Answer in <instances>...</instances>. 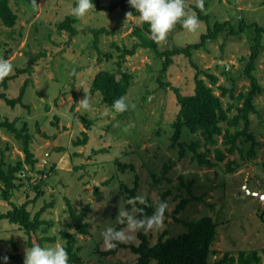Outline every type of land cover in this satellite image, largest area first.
I'll use <instances>...</instances> for the list:
<instances>
[{
    "label": "rangeland",
    "instance_id": "rangeland-1",
    "mask_svg": "<svg viewBox=\"0 0 264 264\" xmlns=\"http://www.w3.org/2000/svg\"><path fill=\"white\" fill-rule=\"evenodd\" d=\"M97 1L100 6L108 7L121 0ZM205 1L204 15L208 16V21L200 20L195 32H189L178 23L159 46L172 49L196 44L209 28L224 25L218 39L194 50L191 60L183 55L173 57V64L162 74L163 61L152 50L139 47L134 55L121 57L118 48L132 50L139 43L134 32L143 25L138 16L127 18L121 7L113 12L99 10L92 0L95 9L77 19L71 15L76 0H36L38 9L32 6L31 0H10L18 20L13 28L0 20V58L12 63L14 70L9 76L19 70L25 72L9 81L7 90L0 87V119L19 118L18 128L28 125L31 149L39 162L32 169L26 163L22 142L6 129H0V162L4 159L6 167L24 163L25 171L17 175L18 188L12 191L10 201L19 206L35 201L29 205L32 217L44 209L41 218L53 224L43 226L38 236L56 239L44 246L56 243L66 246L67 239L62 233L67 232L79 238V254L84 264H136L138 255L130 246L141 244L139 235L138 244H123L126 248L105 256L102 252L113 249L102 248L100 233L106 223L115 222L121 198L126 200L122 185L133 187L138 177L139 194H146L154 205L161 201L163 193L172 192L167 198L169 208L164 229L147 235L151 245L159 241L164 231L172 237L187 231L175 221V216L187 222L209 216L216 224L211 263L221 261L226 254L238 259L241 251L257 250L264 264V36L253 71L262 93L254 100L257 112L250 116L249 130L261 143L256 158L245 160L238 151L228 154L221 136L216 137L218 144L206 146L200 133L184 128L179 143L185 144L187 150L198 143L197 153H206V158L212 162H217L215 148L227 155L223 162L210 168L201 166L194 152L181 160V147L172 140L175 132L172 123L181 109L174 89L183 95L194 94L197 74L221 97L225 109L234 106L228 114L231 118L238 114L236 106L242 107L243 102L237 96L250 91L245 70L255 31L250 28L238 36L230 33L231 27L237 30L242 20L264 27V0ZM185 5L186 10L197 15V0H185ZM66 17L76 19L73 25L78 34L74 37L57 29L58 23ZM99 29L107 33L100 36L96 48L94 41ZM73 70L78 76L70 75ZM104 70L117 73L118 77L123 72L132 75L126 96L130 107L122 114L114 113L99 92H92L94 77ZM205 73L215 76L217 84L211 85ZM27 80L24 105L9 107L1 95L17 98ZM161 81L166 86H162ZM222 87L233 90V97L231 93L222 96ZM85 94L92 99V112L78 108L77 102ZM83 119L92 122L87 131L89 141L76 146L75 141L86 131ZM129 125L132 126L125 131ZM221 125L227 127L226 123ZM239 127L242 129L243 125ZM244 140H240L239 146L243 141L244 146L250 148ZM42 157L44 161H40ZM117 160L128 165L125 171L116 164ZM232 161L241 166L237 169L234 165L236 170L229 173L227 165ZM2 188L0 181V215L12 209V205L1 198ZM39 192L42 193L35 200ZM97 192L102 199L97 197ZM192 193L200 200L188 203L175 214L178 205L190 199ZM68 201L77 213L90 207L84 218L87 235L78 234ZM15 245L16 253L24 259L25 249L30 248L27 235L6 219H0V264H5V257L16 254ZM7 264L13 262L7 261Z\"/></svg>",
    "mask_w": 264,
    "mask_h": 264
},
{
    "label": "trees",
    "instance_id": "trees-1",
    "mask_svg": "<svg viewBox=\"0 0 264 264\" xmlns=\"http://www.w3.org/2000/svg\"><path fill=\"white\" fill-rule=\"evenodd\" d=\"M94 3L99 10L113 12L117 8L121 7L124 12H132L134 16H139V14L130 7L128 0H121L116 3H112L108 7L100 6L99 1L97 0H94ZM206 8L207 3L205 0H203V11H201L198 6L195 7L199 20L208 21V16L204 15ZM0 20L8 28H13L16 25L18 16L11 8L10 0H0ZM74 22H76V19L66 17L64 21L58 23L57 29L60 32H68L71 37H74L78 34L77 29L73 25ZM223 26L224 25L217 24L215 28H209L208 33L202 35L199 43L187 45L185 47L161 49L159 44L154 42L152 39L149 25L143 23L142 27H138L134 32V35L138 38L139 43L136 44L132 50L118 49L122 52V58L134 55L139 47L152 50L157 58L162 59L163 68L161 73L165 74L169 67L173 64V57L183 55L191 60L194 50L205 48L209 41L218 39ZM250 28L254 29L256 34L253 39L254 44L251 47L252 53L245 70V75L250 80V91L248 93H240L237 96L238 100L243 102L242 107L236 106L238 114L232 118L229 117L228 114L234 109V106H230L225 109L221 97L215 94L213 88L209 86L199 74L196 75L194 94L183 95L178 89H174L181 109L176 120L172 123V127L175 129L172 140L174 145L179 144L181 147V160L186 159L189 152H194L197 154L195 159L198 160L201 166L205 165L213 168L217 166V163L223 162L227 157V155L220 148H215L214 151L216 153L217 162H212L206 158V153H197V149L199 147L198 143H193L187 150L185 144L179 143L184 128L192 133H200L205 139L206 146H215L218 144L216 137L221 136L223 138L222 144L227 146L226 151L228 154H233L238 151L245 160H253L256 158L257 149L261 146V143L256 141L255 136L249 132V130L251 126L250 116L257 112V106L255 105L254 100L262 93V87L259 84L257 77L253 74V71L256 69V60L263 47L262 40L264 36V27L257 23H246L242 20L237 30L231 27L230 34L238 36L245 33L246 30ZM104 33H107L105 29H99L96 31V39L94 41L96 48L99 44L100 36ZM99 57L101 60L100 50ZM27 70H30V68ZM24 72L25 70H19V73L7 76L3 82L0 83V87H4L7 90L9 81L17 79L19 75ZM205 76L210 80L211 85L217 84L218 79L215 76L207 73H205ZM28 84L29 80L23 84L17 98L11 99L6 94H2V99L11 108H16L18 105H24L23 100L26 95ZM161 84L162 86H166L162 83V81ZM131 85L132 75L130 73L123 72L118 77L117 73L104 70L99 72L94 77L92 82V92H99L103 96V102L112 108L114 100L120 98L121 96H127ZM233 92V90L222 87V96H226L227 93H231V97H233ZM18 122L19 118L11 121L9 118L5 117L4 119H0V129H6L15 136L16 140L22 142L23 152L26 155V163L29 164L32 169H35L39 159L34 156L31 149V135L29 133L28 125L24 124L22 128H18ZM83 122L85 123L86 131L82 132V138L75 141L74 145L76 146L86 145L89 141L87 131L91 129L92 122L87 121L86 119H83ZM222 123H226L227 127L224 128L221 125ZM240 124L243 125L242 129L239 127ZM231 129H234V132H232ZM242 138H245L244 141L250 144V148L245 147L243 141V145L239 146V142ZM209 150L210 149H208V152H210ZM116 164L122 171H125L128 167V165L120 162L119 160L116 161ZM234 165L237 169L241 166L236 161L229 162L227 165V172H234L236 170ZM24 171L25 166L22 162H19L16 165L9 164L7 167L4 159L0 162V181L4 185V188H2L1 198L3 201L9 202L12 205V209L7 213L0 215V219H6L9 223L17 226L19 230L23 231L27 235V244L30 248L34 245L44 246V243H52L56 241L53 237L38 236V231L43 228V226L46 225L47 227H51L53 224L51 221H45L41 218L44 209L32 217L29 205L35 201H28L20 206L10 201L12 191L18 188L15 183L18 179L17 175ZM181 180H183L182 177ZM182 184L185 185L183 181ZM139 188L138 177L136 178L135 185L133 187H129L125 184L122 185L126 199L139 194ZM188 188L191 193V188ZM41 193L42 192L38 193L35 200ZM171 193L172 192L170 190L163 193L161 200L168 202L167 198L171 195ZM96 194L98 198L102 199V195L100 193L97 192ZM191 195L190 199H185L178 205L175 210V214L184 210L188 203L200 200V198L196 197L193 193ZM68 204L70 207V216L74 221V226L76 227L78 234L87 235L88 225L84 222V218L86 217L87 212L90 211V207H86L81 213H77L69 201ZM148 204L150 206L145 208V212L148 215H151L157 204L154 205L150 199H148ZM165 215H167V211L165 212ZM175 221L184 225L187 231L175 237L169 236V232L164 231L159 241L154 245L150 244L147 235L139 234L141 244L139 246H130L132 251L138 255L136 264H263L262 257L259 255L257 250L248 252L241 251L238 259H235L234 257L229 258V255L226 254L221 261L211 263L210 257L213 253L212 245L216 238V224L214 223L213 218L205 216L197 221L187 222L175 216ZM44 231H47V229H44ZM62 236L67 239L65 248L69 254L68 264H84L83 259L79 254L81 252V247H78L79 238L77 235L63 232ZM122 247L126 248L125 245L120 244L113 250L102 253L105 256H109ZM14 249L16 253L18 251L16 245ZM262 251L264 253V249H262ZM7 261L13 262V264H23L24 259L16 253L14 255L7 256Z\"/></svg>",
    "mask_w": 264,
    "mask_h": 264
},
{
    "label": "clouds",
    "instance_id": "clouds-1",
    "mask_svg": "<svg viewBox=\"0 0 264 264\" xmlns=\"http://www.w3.org/2000/svg\"><path fill=\"white\" fill-rule=\"evenodd\" d=\"M31 3L34 8L38 9L36 0H31ZM128 3L139 14V21L149 25L152 39L157 44L165 42L178 23L189 32L197 31L200 25L198 16L186 10L185 0H128ZM197 6L203 11V0H197ZM93 9L95 5L92 0H76V6L71 8V15L81 19ZM132 15V12L126 13L127 18ZM13 70V65L9 60L0 58V81L9 76ZM70 75L78 76L75 70ZM77 105L85 112L93 111L92 99L87 94L77 102ZM129 107L127 97L121 96L113 101L111 110L122 114L128 111ZM131 126L129 125L124 130L128 131ZM149 206L147 195L144 193L128 197L126 200L122 197L118 203L115 222L106 223L100 233L102 248L111 250L120 244H138L139 234L148 235L162 231L165 227V212L169 208L168 202L159 201L151 215L145 212V208ZM4 259L7 264V257ZM68 261L69 254L65 246L56 243L49 246L34 245L26 248L23 264H68Z\"/></svg>",
    "mask_w": 264,
    "mask_h": 264
},
{
    "label": "water",
    "instance_id": "water-1",
    "mask_svg": "<svg viewBox=\"0 0 264 264\" xmlns=\"http://www.w3.org/2000/svg\"><path fill=\"white\" fill-rule=\"evenodd\" d=\"M44 158H45V157H42V158L40 159V161H44ZM247 193H248V191H247Z\"/></svg>",
    "mask_w": 264,
    "mask_h": 264
}]
</instances>
